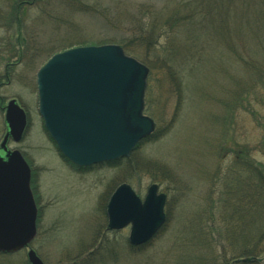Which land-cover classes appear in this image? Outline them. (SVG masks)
Segmentation results:
<instances>
[{
	"label": "rangeland",
	"instance_id": "374dc122",
	"mask_svg": "<svg viewBox=\"0 0 264 264\" xmlns=\"http://www.w3.org/2000/svg\"><path fill=\"white\" fill-rule=\"evenodd\" d=\"M179 1L22 0L16 20L17 0H0V144L5 106L15 98L26 125L5 147L19 150L31 165L36 234L27 248L44 264H221L236 252L222 202L232 175L244 178L250 165L264 172V19L259 27L250 16L255 24L241 29L227 13L229 6L239 12L234 0L213 14L206 4L203 19L221 21L210 38L206 30L192 34V20L185 43L186 33L173 36L177 29L166 23ZM140 25L154 26L151 42L141 46L132 40ZM117 40L132 41L125 52L149 69L143 112L153 119L156 136L141 138L128 157L112 164L71 168L43 127L35 73L78 41ZM172 45L174 55L166 49ZM122 182L141 199L152 182L165 194L164 222L139 244L129 242V224L107 227L106 203ZM27 248L0 253V264H30ZM260 257L264 263V251Z\"/></svg>",
	"mask_w": 264,
	"mask_h": 264
},
{
	"label": "water",
	"instance_id": "95a60500",
	"mask_svg": "<svg viewBox=\"0 0 264 264\" xmlns=\"http://www.w3.org/2000/svg\"><path fill=\"white\" fill-rule=\"evenodd\" d=\"M148 67L116 43L79 45L52 54L36 71L37 110L60 154L78 166L128 157L138 140L154 131L146 115L144 92ZM7 131L0 144V252L12 253L36 234V205L30 167L21 152L5 147L18 141L25 111L15 99L6 106ZM165 194L150 183L141 199L125 182L110 194L108 228L130 224L131 244L147 241L165 219ZM30 264H44L27 248Z\"/></svg>",
	"mask_w": 264,
	"mask_h": 264
},
{
	"label": "trees",
	"instance_id": "16d2710c",
	"mask_svg": "<svg viewBox=\"0 0 264 264\" xmlns=\"http://www.w3.org/2000/svg\"><path fill=\"white\" fill-rule=\"evenodd\" d=\"M229 1L230 0H180L175 6L176 8L169 13V16L166 18V23L177 29V33L173 36L183 35V32L186 33L185 43L188 40V36L200 32L201 30L209 31V37L211 38L213 35V24L216 23L217 20L221 21V19L218 17L217 20L215 19V22L212 20L214 16L211 17V19H203L204 14L207 13L205 6L206 4L211 5L210 13L213 14L223 9L221 7L226 3L229 4ZM21 2L22 0H17L16 6L12 9L13 19L19 20L17 19V15L23 12V10L19 12ZM248 3L250 4L249 7H247ZM234 4L235 6L239 5L238 7L240 10L237 15L231 12V10L233 11V7L229 5L227 13H231L229 14L232 16L231 19L238 22L241 29H248L249 26L255 24L254 21L249 20L250 16L252 19H255L258 26H262V20L264 19V0H234ZM246 7L248 11H250L244 16L241 11ZM192 20H195L197 25L194 32L187 35L186 31ZM192 24L195 25V23ZM142 25L137 27L132 36V40L136 41L135 43L139 46L143 43L147 44V42H151L150 39L154 35V26L143 28ZM197 26L199 29H197ZM172 30L173 29H171V31ZM116 42L119 43L125 51H130L126 45L130 44L132 41L127 44L118 40ZM86 43L89 42L78 41L76 44L85 45ZM150 45L152 44H149V46ZM151 49L153 48L151 47ZM164 49L165 47H163V50ZM166 49H168L167 53H173V55L177 51L176 46L173 45L171 48L166 47ZM165 57H169V55L167 54ZM1 82L2 81H0V83ZM155 136L156 133L153 132L150 138ZM114 161L115 160L109 161L106 164H112ZM249 168H251V170H247V174L244 178L234 174L232 175V179L230 177L229 179L231 180L228 179L227 182L228 190L225 199H223L224 202H222V207L227 211V217L224 221L226 224L227 237L229 238L228 241H230V246L233 244L236 252H234V255L233 253L229 255L228 258H221V264H264L261 263L260 257L261 253L264 251V172H262V169L258 165L254 167L250 165ZM200 229L203 231L202 226H200ZM215 262H217V259H211L207 263L203 260L201 264H214Z\"/></svg>",
	"mask_w": 264,
	"mask_h": 264
},
{
	"label": "flooded vegetation",
	"instance_id": "af4514ba",
	"mask_svg": "<svg viewBox=\"0 0 264 264\" xmlns=\"http://www.w3.org/2000/svg\"><path fill=\"white\" fill-rule=\"evenodd\" d=\"M7 76V75H6ZM1 84V83H0ZM9 139V136H7V138H6V141ZM0 153H4V152H2L1 150H0ZM61 156V158L63 159V160H65V162L68 164V165H70V167L71 168H74V169H78V170H85V169H88V167H90V166H92V165H94V164H98V163H93V164H90V165H87V166H78V165H75V164H73L72 162H70L66 157H64L63 155H60ZM109 161H111V160H109ZM109 161H102V162H109ZM29 163V162H28ZM29 165H30V163H29ZM30 167H31V165H30Z\"/></svg>",
	"mask_w": 264,
	"mask_h": 264
}]
</instances>
